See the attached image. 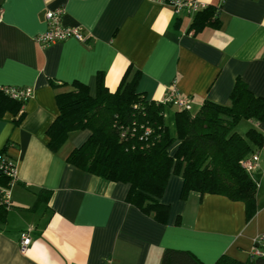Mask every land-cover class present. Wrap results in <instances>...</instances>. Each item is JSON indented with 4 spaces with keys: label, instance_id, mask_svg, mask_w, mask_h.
Listing matches in <instances>:
<instances>
[{
    "label": "crops",
    "instance_id": "obj_1",
    "mask_svg": "<svg viewBox=\"0 0 264 264\" xmlns=\"http://www.w3.org/2000/svg\"><path fill=\"white\" fill-rule=\"evenodd\" d=\"M200 1L216 7L215 23L196 27V14L175 13L159 0H0V85L33 90L19 112L0 118V153L16 165L11 206L0 212V264H102L106 257L160 264L168 247L189 250L204 264L222 254L250 257L264 234V147L251 173L252 217L242 201L222 194L191 190L182 198V177L171 174L161 198L169 205L165 223L126 200L128 183L66 160L88 130L71 133L58 151L48 147L47 129L59 113L56 91L79 81L93 95L98 75L114 91L127 72L155 101L174 84L191 97L190 111L206 99L227 104L237 77L264 96V0ZM58 6L64 25L82 27L84 41H36L47 28L46 11ZM163 105L170 130L175 108ZM236 127L264 133V121L243 119ZM28 229L31 242L22 252L20 235Z\"/></svg>",
    "mask_w": 264,
    "mask_h": 264
},
{
    "label": "trees",
    "instance_id": "obj_2",
    "mask_svg": "<svg viewBox=\"0 0 264 264\" xmlns=\"http://www.w3.org/2000/svg\"><path fill=\"white\" fill-rule=\"evenodd\" d=\"M213 7L206 5L198 11L193 24L200 27L211 20L215 23ZM127 74L114 91L104 85L101 75L93 95L88 85L79 81L67 90L56 91L59 113L47 129L48 147L58 151L71 133L88 130V136L70 150L66 160L108 180L128 183L126 200L153 213L160 222H166L169 212V205L161 198L171 174L182 177V198L191 190L222 194L242 201L246 217H252L256 211V182L242 161L261 151L264 133L250 127L240 134L236 126L243 119L264 121V96L255 95L237 77L227 104L206 99L194 115L178 108L174 114L176 134L172 136L164 120V105L146 99L136 90V77L128 78ZM24 103L0 85V118L6 112L16 114ZM0 184L10 185V177L1 171ZM6 209L0 206V212ZM160 264L204 263L189 250L168 247ZM212 264H264V256L250 254L240 261L222 254Z\"/></svg>",
    "mask_w": 264,
    "mask_h": 264
},
{
    "label": "built area",
    "instance_id": "obj_3",
    "mask_svg": "<svg viewBox=\"0 0 264 264\" xmlns=\"http://www.w3.org/2000/svg\"><path fill=\"white\" fill-rule=\"evenodd\" d=\"M169 4L175 13H186L194 15L201 9L206 7V4L200 0H159ZM65 12L63 6H58L53 9H48L45 13L47 28L45 31L36 36V41L41 46H47L51 43L62 41L66 38L73 37L79 41H84L86 35L83 33L80 26H67L62 22V17ZM1 16V12H0ZM6 92L13 98L26 101L32 95V87L25 86H4ZM162 104H170L179 108L191 110V97L181 95L174 84H171L162 99L159 100ZM259 151H254L248 157L243 159L242 165L248 173H252L259 165ZM0 171L10 177V184L16 180V165L10 160L4 158L0 154ZM0 206L9 208L11 200L9 195V186L0 184ZM31 242L29 229L25 230L20 235L19 249L25 251ZM256 245L250 251L251 255L264 256V234L259 235L256 240ZM102 264H114L112 258L106 257Z\"/></svg>",
    "mask_w": 264,
    "mask_h": 264
},
{
    "label": "rangeland",
    "instance_id": "obj_4",
    "mask_svg": "<svg viewBox=\"0 0 264 264\" xmlns=\"http://www.w3.org/2000/svg\"><path fill=\"white\" fill-rule=\"evenodd\" d=\"M173 107L175 108V109L173 110V112H174V114H175V111L177 110V109H176L177 106H173ZM190 113H191V115H194V114H195V110L193 109ZM249 128H250V127H248V128L245 127V129L242 130V134H245V133H246V130L249 129ZM237 130H240V128L237 129V127H236V131H237ZM170 134H171L172 136H175V134H176V128H175V125L172 126V127H170ZM253 145H254V144H253ZM253 145H252V146H253ZM253 147H254V146H253ZM256 180L258 181V180H259V177L256 176Z\"/></svg>",
    "mask_w": 264,
    "mask_h": 264
}]
</instances>
